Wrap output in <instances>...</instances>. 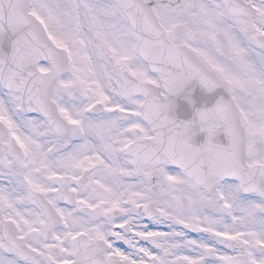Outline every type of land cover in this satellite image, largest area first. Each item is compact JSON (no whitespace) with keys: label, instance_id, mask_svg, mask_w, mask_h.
Returning <instances> with one entry per match:
<instances>
[{"label":"snow or ice","instance_id":"obj_1","mask_svg":"<svg viewBox=\"0 0 264 264\" xmlns=\"http://www.w3.org/2000/svg\"><path fill=\"white\" fill-rule=\"evenodd\" d=\"M0 264H264V0H0Z\"/></svg>","mask_w":264,"mask_h":264}]
</instances>
